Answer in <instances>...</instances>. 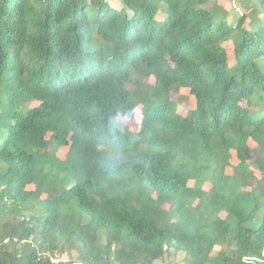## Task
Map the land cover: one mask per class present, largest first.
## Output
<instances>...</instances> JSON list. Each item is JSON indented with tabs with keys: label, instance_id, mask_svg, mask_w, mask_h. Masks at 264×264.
Segmentation results:
<instances>
[{
	"label": "trees",
	"instance_id": "1",
	"mask_svg": "<svg viewBox=\"0 0 264 264\" xmlns=\"http://www.w3.org/2000/svg\"><path fill=\"white\" fill-rule=\"evenodd\" d=\"M118 1L0 0V264H264V0Z\"/></svg>",
	"mask_w": 264,
	"mask_h": 264
},
{
	"label": "rangeland",
	"instance_id": "2",
	"mask_svg": "<svg viewBox=\"0 0 264 264\" xmlns=\"http://www.w3.org/2000/svg\"><path fill=\"white\" fill-rule=\"evenodd\" d=\"M110 3L113 5V6H116V7H120L121 4L118 0H109ZM221 3H223L224 5V8H226V10L228 11V20L230 22H235L237 21L238 19V16L237 14H241L242 13V8H240V6L238 5V0H219ZM228 47L230 45H227ZM151 82H153V80L151 79L150 80ZM188 93H189V90L186 89V88H182L180 89L179 92H175L173 93V98L175 100H177L178 98L184 100V101H181V103L179 104V110L182 112V113H185L187 108H189V96H188ZM140 120V112L139 110H136V115H135V118L133 119V121L128 125L129 127L134 128V126L139 122ZM134 124V125H133ZM136 127V126H135ZM264 139V132H261L260 136H258L256 138V140L260 141L262 140L263 141ZM234 152V151H233ZM235 163V162H234ZM233 164L232 166L228 167V171L229 173H233ZM251 168L254 169V171L256 172V168H255V165L252 164L251 165ZM259 173V172H258ZM204 189H208L209 187V183L208 182H205L204 185H203ZM259 211L256 215V217L249 221L248 225L253 228V229H257V227L259 226V224L262 222L263 220V215H264V202H260V205H259ZM72 256H74V253L72 254ZM183 257V253H180L179 254V259H182ZM70 258V257H67V259ZM173 260L172 257H169V256H166L165 258H163L162 260L160 261H157L155 264H170L171 261Z\"/></svg>",
	"mask_w": 264,
	"mask_h": 264
},
{
	"label": "clouds",
	"instance_id": "3",
	"mask_svg": "<svg viewBox=\"0 0 264 264\" xmlns=\"http://www.w3.org/2000/svg\"><path fill=\"white\" fill-rule=\"evenodd\" d=\"M135 115V110L130 109L126 111L118 110L108 116L105 134L110 138V141L102 160L105 168L115 169L126 160V153L121 147V137L135 118Z\"/></svg>",
	"mask_w": 264,
	"mask_h": 264
},
{
	"label": "built area",
	"instance_id": "4",
	"mask_svg": "<svg viewBox=\"0 0 264 264\" xmlns=\"http://www.w3.org/2000/svg\"><path fill=\"white\" fill-rule=\"evenodd\" d=\"M7 242H8V239L4 240V243H7ZM263 256H264V251H263ZM51 259L55 263H58L60 260H62V259H59V258H56V257H52ZM65 260H68V259H65ZM72 264H82V263L78 262V261H74Z\"/></svg>",
	"mask_w": 264,
	"mask_h": 264
}]
</instances>
